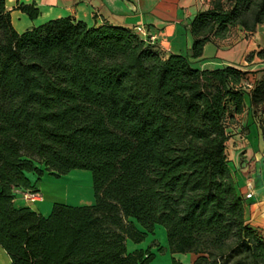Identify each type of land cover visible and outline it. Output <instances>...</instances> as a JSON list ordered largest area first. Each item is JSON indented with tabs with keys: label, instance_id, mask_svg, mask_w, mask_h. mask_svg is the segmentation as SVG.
Masks as SVG:
<instances>
[{
	"label": "trees",
	"instance_id": "obj_1",
	"mask_svg": "<svg viewBox=\"0 0 264 264\" xmlns=\"http://www.w3.org/2000/svg\"><path fill=\"white\" fill-rule=\"evenodd\" d=\"M18 10L40 14L34 4ZM261 25L264 0H211L188 26L190 58ZM247 73L200 70L134 29L69 17L20 34L0 0V246L11 264H150L154 254L128 252L127 240L157 226L193 264H264L227 153L246 95L264 139V79L246 88ZM73 170L91 171L94 204L54 202L48 216L15 207L18 190L40 193L45 172Z\"/></svg>",
	"mask_w": 264,
	"mask_h": 264
},
{
	"label": "crops",
	"instance_id": "obj_2",
	"mask_svg": "<svg viewBox=\"0 0 264 264\" xmlns=\"http://www.w3.org/2000/svg\"><path fill=\"white\" fill-rule=\"evenodd\" d=\"M32 4L40 11L36 20L30 19L26 14L18 10L19 5ZM210 7L211 0H6V8L10 11L13 26L20 34L48 21L67 17L77 22H84L89 27H100L103 25H113L128 29L142 27L144 34L140 36L153 45L165 58H169L172 55H180L188 57L192 63L198 60L203 61L207 58L203 56L199 59L190 58L194 39L188 26L198 13L208 10ZM24 16H26V19ZM261 30L263 31L261 32ZM260 32L264 35V25L259 26L254 33L242 31L241 28H234L226 39L208 43L205 46L204 54L207 55L210 52L213 55V59H220L225 63L227 60L222 57L227 56L225 49L231 43L230 45H235L239 48L237 49V57L242 58L245 56V52L249 50L248 46L256 45V48L259 46L262 48L261 44L254 43ZM231 37L236 39L231 40ZM205 68H212V65L205 64ZM250 106L246 105V109H251ZM245 111L247 113V110ZM236 120H239L238 117H236ZM246 123L248 126L246 135L243 137L238 135L236 138L240 139L242 137L241 139L245 140L255 128L256 136L260 135L264 141L260 130L254 123V119L250 121L247 119ZM236 145V148L240 147L244 151L248 149L243 142ZM257 166L253 169V172L257 171ZM262 179H264V176ZM259 180V178L254 179L252 174L250 177L247 175L245 182L241 183L244 190L237 191L245 199L247 223L251 228L258 231L264 240V181L260 182ZM25 193L20 190L17 191V197L14 200L15 207H32V204H40V209H35V211L42 215L51 210V204L43 199L41 193L39 200L30 203H26V200L23 199ZM153 244L157 245L158 249L162 247L156 240L153 241ZM136 250H149L151 252L150 248H135L128 252L132 253ZM171 255L172 259L175 258L183 264L182 254L171 253ZM195 259L196 255L194 254L186 264H193ZM0 264H11L8 254L1 246Z\"/></svg>",
	"mask_w": 264,
	"mask_h": 264
},
{
	"label": "rangeland",
	"instance_id": "obj_3",
	"mask_svg": "<svg viewBox=\"0 0 264 264\" xmlns=\"http://www.w3.org/2000/svg\"><path fill=\"white\" fill-rule=\"evenodd\" d=\"M24 17L26 19V16ZM17 24L19 25V23ZM20 30L22 31V29ZM262 31L263 30H261V32ZM261 32L254 43L261 44L262 48L260 46L256 48V45L251 47L248 46L249 50L245 52V56L239 58L237 57V49L239 48L235 45H230V43L228 48L225 49L227 56L222 57L224 60H227L225 63L220 59H213V55L208 52L207 55H203V57H206L207 59L194 62L193 67L200 70H211L222 68L224 66L236 65L241 67L243 71L248 72L244 80L245 87H254L257 81L264 79V59L257 56L258 52L264 51V35ZM234 39L236 38L231 37V40ZM205 64L212 65V68H205ZM245 104L250 106L248 95L245 96ZM245 110H247V113L245 111L241 117L240 115H237L236 117H238L239 120H236L235 117V120L230 121L228 126V131L231 135L229 140L230 144L228 142L227 146L228 159L230 162L229 166L236 182V188L240 191L244 190L241 183L245 182L247 175L250 177L252 174L254 179L259 178L260 182L264 181V179H262L264 176V141L261 139L260 135L258 137L256 136L255 128H253L251 134L247 136L245 140L241 139L246 135V132L244 131V128H242L243 132H241L240 126H247L246 120L248 119L250 121L254 118L252 109L247 108ZM261 114L262 111L258 110V116ZM238 135H242V137L237 139L236 136ZM240 142H243L247 146V151L242 150L240 147L236 148V144ZM256 166L257 171L253 172V169ZM38 188L40 189L43 199L51 204V210L54 202L65 203L76 207L92 205L95 203L93 178L92 173L89 170H73L69 174L59 178L53 176L50 172H45L41 181L38 182ZM23 199L25 200L24 196ZM26 203H30V201L26 200ZM30 208L33 211H35V209L39 210L40 204H32V207ZM51 210L43 216H48ZM154 240L164 247L163 251H160L158 246L153 244ZM127 248L128 251H132L135 248H150L151 252L155 254V257L150 264H173L166 230L163 226H158L155 233L148 235L141 243L136 244L131 240H127ZM193 256V253L182 254L181 257L183 264H186V262H188Z\"/></svg>",
	"mask_w": 264,
	"mask_h": 264
},
{
	"label": "built area",
	"instance_id": "obj_4",
	"mask_svg": "<svg viewBox=\"0 0 264 264\" xmlns=\"http://www.w3.org/2000/svg\"><path fill=\"white\" fill-rule=\"evenodd\" d=\"M135 32L138 33L139 35L144 34L143 33V28L142 27H136ZM25 200L30 201V202H35L36 200H39L41 198L40 193H26L24 195Z\"/></svg>",
	"mask_w": 264,
	"mask_h": 264
}]
</instances>
